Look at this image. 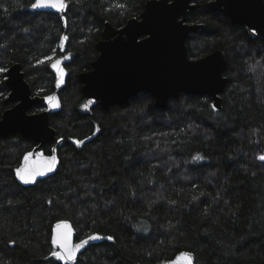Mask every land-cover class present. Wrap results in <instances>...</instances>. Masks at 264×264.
<instances>
[{"label":"trees","instance_id":"trees-1","mask_svg":"<svg viewBox=\"0 0 264 264\" xmlns=\"http://www.w3.org/2000/svg\"><path fill=\"white\" fill-rule=\"evenodd\" d=\"M65 1L58 14L33 10L34 0H0V67L20 64L32 95L45 98L29 112L50 110L56 136L40 151L55 147L58 158L48 177L22 186L16 169L36 145L0 137V264H62L51 243L59 221L76 241L105 237L74 264H156L182 251L195 264H263L264 39L194 0L187 21L202 28L188 35L187 56H225L220 109L187 94L157 109L146 91L102 109L85 100L78 75L91 69L104 23L122 27L147 0ZM5 77L0 115L12 106Z\"/></svg>","mask_w":264,"mask_h":264},{"label":"water","instance_id":"water-1","mask_svg":"<svg viewBox=\"0 0 264 264\" xmlns=\"http://www.w3.org/2000/svg\"><path fill=\"white\" fill-rule=\"evenodd\" d=\"M65 3L66 8L60 12L32 9L63 14L68 9V3ZM196 6L194 0H147L138 17L129 18L122 27L115 28L105 22L102 39L96 44L98 55L92 61L91 69L78 75L85 100L107 109L146 91L157 109L165 108L169 100L180 94L207 96L212 105L220 109L221 94L227 82L223 75L227 65L225 56L218 49L197 59L187 56L185 42L188 35L202 28V24L187 21L189 11ZM206 7L222 13L231 23L243 26L250 38L264 39V0H207ZM7 70L5 102L12 106L0 115V137L19 134L36 145L28 161L20 165L22 167L26 163L35 164L40 149L54 142L56 132L49 125V109L29 112L34 106L44 104L45 98L32 95L20 64L14 63ZM51 173L38 176L36 181ZM18 182L22 186L35 183L24 184L19 178ZM64 225L71 228L72 244L79 243L81 239L75 240V231L68 221H59L52 226L51 243L54 235L65 231ZM102 240L90 241L76 254V259L67 264H74L87 246ZM189 261L195 264L194 255L182 251L172 259L156 264H189Z\"/></svg>","mask_w":264,"mask_h":264},{"label":"snow or ice","instance_id":"snow-or-ice-1","mask_svg":"<svg viewBox=\"0 0 264 264\" xmlns=\"http://www.w3.org/2000/svg\"><path fill=\"white\" fill-rule=\"evenodd\" d=\"M33 9H55L57 12L63 11L66 8L65 0H35V3L32 5ZM27 31V29H25ZM61 47H63V41L68 39L67 36L61 38ZM3 47V45H0ZM47 59L51 60L52 57H47ZM67 59V57H64ZM60 61H56L52 64V67L57 69L60 72L61 77L63 76V69L59 68ZM8 70L6 68L0 67V73H5ZM250 71H255L253 66H250ZM7 79V77H5ZM54 97H48V102L53 105V107H58L57 104L54 103ZM87 107V105H85ZM213 110H216V105H212ZM56 143H60V141H56ZM77 146H80L83 141H75ZM57 149L53 147L51 152L46 156L43 151L38 153V159L35 164L26 163L24 166L16 169L17 177L24 183H34L36 178L47 175L48 173L54 172L56 170V165L58 164V158L56 155ZM31 155V154H29ZM28 156H25V161H28ZM194 160H201L202 157L195 156ZM260 160H264V155L259 157ZM59 227V225H58ZM65 231L54 235L52 238V244L59 249L60 251L53 252L52 255L60 261L67 262L74 261L76 259V254L89 244L90 241H97L100 239H105V237H101L99 235H89L85 239H81L79 243L73 245L71 242L72 231L71 228L67 225H64ZM106 239L112 240V236H107ZM191 264V261H189Z\"/></svg>","mask_w":264,"mask_h":264},{"label":"rangeland","instance_id":"rangeland-1","mask_svg":"<svg viewBox=\"0 0 264 264\" xmlns=\"http://www.w3.org/2000/svg\"><path fill=\"white\" fill-rule=\"evenodd\" d=\"M54 63H55V62H54ZM60 65H61V64L59 63V68H61ZM53 69H54V71L56 72V74H57V76H58V83L61 84L62 81H63V78H64V71H63V76L61 77L60 72H58L57 69H55V68H53ZM61 69H62V68H61ZM54 103H55V101H54ZM51 105H52V104H51ZM52 106H53V105H52ZM262 155H264V154L259 155V156H258V159H259V157L262 156ZM259 160H260V159H259ZM261 161H264V160H261Z\"/></svg>","mask_w":264,"mask_h":264}]
</instances>
